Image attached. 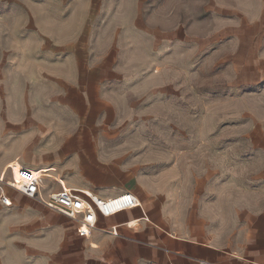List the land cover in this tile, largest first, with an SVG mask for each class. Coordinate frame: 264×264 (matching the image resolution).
<instances>
[{"label": "rangeland", "instance_id": "374dc122", "mask_svg": "<svg viewBox=\"0 0 264 264\" xmlns=\"http://www.w3.org/2000/svg\"><path fill=\"white\" fill-rule=\"evenodd\" d=\"M71 1L0 0V158L29 138V126L41 130L32 143L49 136L46 127L71 130L62 136L79 141L77 172L100 179L105 164L119 168L116 184L125 174L158 188L170 223L193 220L198 180L206 175L213 186L228 171L237 174L249 155L245 143L263 140L264 0ZM71 31L93 33L99 44L91 56L105 57L107 67L92 76L81 62L85 52L75 71L71 52L36 48L38 34ZM103 45L105 54L96 53ZM75 73L82 92L86 78L92 88L105 78L104 99L91 94L86 103L60 85ZM23 156L35 159L30 151ZM7 164L21 178L23 170L55 176ZM20 205L26 217L40 206L25 199Z\"/></svg>", "mask_w": 264, "mask_h": 264}, {"label": "crops", "instance_id": "0c3cea01", "mask_svg": "<svg viewBox=\"0 0 264 264\" xmlns=\"http://www.w3.org/2000/svg\"><path fill=\"white\" fill-rule=\"evenodd\" d=\"M36 2L33 4L38 5ZM73 3L85 6L110 4L109 0H73ZM53 36L38 34L34 41L36 48L71 52L75 56L71 65L75 71L80 68L76 56L83 51L86 56L81 62L92 76L107 67L105 57L94 60L91 56L95 52L92 48L98 43L93 33H86L85 38L83 33L73 31ZM102 48L96 53L104 55L105 45ZM77 80L75 73L73 78L62 80L60 85L70 88L75 95L80 93L86 103L93 96L91 94L101 95L99 97L104 99L105 78L95 80L93 88V80L86 78L83 92L75 87ZM50 127L44 128L49 134L46 139L39 138L41 141L32 143L41 130L29 126L26 132L30 134L29 138L7 147L6 156L0 158V167H3L0 178L10 180L11 170L7 169V163L17 161L58 177L40 175L45 196L58 192L57 182L63 180L65 188L91 192L102 199L130 192L140 200V207L111 217L98 215L89 237L83 238L75 232L77 221L6 189L12 205L4 207L0 204V264H264V130L261 129V145L253 141L245 143L249 155L244 163L236 166L240 173L228 171L226 179L219 183L214 181L213 186L210 185L212 180H206V175L203 180H198V198L201 200L196 217L175 225L169 221L171 215L157 187L142 184V179L125 177V174L116 184L114 178L121 175L118 174L120 169L114 172L109 164H105V174L100 179L88 178L82 168L77 172L79 161L83 164L82 153H75L81 148L79 141L62 136L72 133L71 130ZM25 151L35 155L32 162L24 158ZM22 199L40 205L32 216H24V207L20 205ZM14 215L20 216L17 221H14ZM113 227H116V235L112 233ZM211 230L224 233L207 232Z\"/></svg>", "mask_w": 264, "mask_h": 264}, {"label": "built area", "instance_id": "2783aa9c", "mask_svg": "<svg viewBox=\"0 0 264 264\" xmlns=\"http://www.w3.org/2000/svg\"><path fill=\"white\" fill-rule=\"evenodd\" d=\"M24 179L19 177L11 168L12 177L5 181L0 178V204L4 207H11L12 201L6 193V189H12L17 194L33 199L41 203L49 210L55 211L68 219L77 221L76 234L83 238H88L90 231L95 227L97 216L111 217L121 211L140 207L138 198L130 193L109 197H91L86 192L75 191L65 188L61 181L57 184L60 190L47 196L42 194V178L38 174L28 171H21ZM80 203V208L76 209L75 204ZM80 215V217H78ZM112 233L116 235V227L112 228ZM204 264V263H203Z\"/></svg>", "mask_w": 264, "mask_h": 264}, {"label": "bare ground", "instance_id": "6f19581e", "mask_svg": "<svg viewBox=\"0 0 264 264\" xmlns=\"http://www.w3.org/2000/svg\"><path fill=\"white\" fill-rule=\"evenodd\" d=\"M74 190L77 191V192L81 191V190H76V189H74ZM82 192H85V191H82ZM86 193H87V192H86ZM87 194H88V193H87ZM90 194H91V195H90ZM88 195H90L91 197H95V195L92 194L91 192H89ZM139 203L141 204L140 200H139ZM141 206H142V205H141ZM75 208H76V209H79V208H80V203H79V202L75 204Z\"/></svg>", "mask_w": 264, "mask_h": 264}]
</instances>
